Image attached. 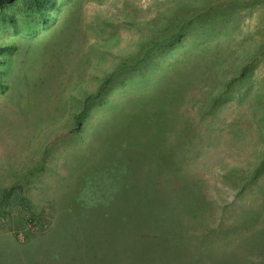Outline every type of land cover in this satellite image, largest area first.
<instances>
[{
  "label": "rangeland",
  "instance_id": "374dc122",
  "mask_svg": "<svg viewBox=\"0 0 264 264\" xmlns=\"http://www.w3.org/2000/svg\"><path fill=\"white\" fill-rule=\"evenodd\" d=\"M0 264H264V0H0Z\"/></svg>",
  "mask_w": 264,
  "mask_h": 264
},
{
  "label": "trees",
  "instance_id": "16d2710c",
  "mask_svg": "<svg viewBox=\"0 0 264 264\" xmlns=\"http://www.w3.org/2000/svg\"><path fill=\"white\" fill-rule=\"evenodd\" d=\"M35 5H36V2H35ZM37 5H38V4H37ZM36 12H37L38 14L41 13V5H38V6L36 7Z\"/></svg>",
  "mask_w": 264,
  "mask_h": 264
}]
</instances>
